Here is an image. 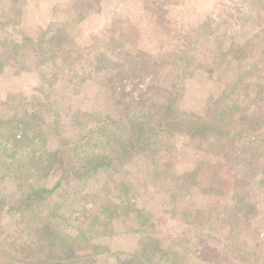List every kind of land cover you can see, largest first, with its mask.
Listing matches in <instances>:
<instances>
[{
    "label": "rangeland",
    "instance_id": "374dc122",
    "mask_svg": "<svg viewBox=\"0 0 264 264\" xmlns=\"http://www.w3.org/2000/svg\"><path fill=\"white\" fill-rule=\"evenodd\" d=\"M15 136L0 264H264V0H0Z\"/></svg>",
    "mask_w": 264,
    "mask_h": 264
},
{
    "label": "trees",
    "instance_id": "16d2710c",
    "mask_svg": "<svg viewBox=\"0 0 264 264\" xmlns=\"http://www.w3.org/2000/svg\"><path fill=\"white\" fill-rule=\"evenodd\" d=\"M158 109H162V107L161 108H158ZM136 112L141 114V111H139V110H136ZM202 127L205 128V126H203V125H202ZM10 139H8V140H1L2 143L0 144V153H3L5 155V154H8L10 152H17V149L18 148H14L13 146H11V143H14V144L18 145L19 142H21L22 139H20L19 137L17 138L16 136H15V139L13 140L14 142H11ZM25 148H27V147H25ZM37 159H39V158H37ZM106 160H107L106 158L102 157L101 159H99V160L97 159L95 162H93L91 164H93V168L95 170H97L102 165H105L104 163H105ZM12 161H13V163H16L17 165L20 164L21 165L20 166V169L21 168L23 169V167H24L23 164L27 160H26L25 157H23V155H19L16 158H14V160H12ZM33 162H36V161H33ZM33 162H31L32 165H33ZM44 191L45 192H48V191H52V190H50V188H47L46 187L43 191H41V193L39 191H32V193L28 194L26 197L21 198V200H20L21 204H19V206L23 207V209H26V207H30V205H31L30 201H32V199H36V194H39L38 197H41L43 195ZM23 196H24V194H23ZM31 206H33V205H31ZM20 209H22V208H20Z\"/></svg>",
    "mask_w": 264,
    "mask_h": 264
}]
</instances>
